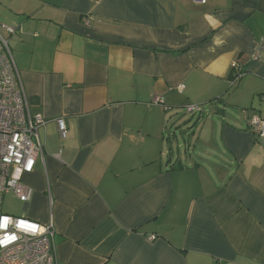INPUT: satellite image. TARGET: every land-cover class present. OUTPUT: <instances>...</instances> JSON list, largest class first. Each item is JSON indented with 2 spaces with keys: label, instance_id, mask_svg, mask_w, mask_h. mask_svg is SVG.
Wrapping results in <instances>:
<instances>
[{
  "label": "crops",
  "instance_id": "obj_1",
  "mask_svg": "<svg viewBox=\"0 0 264 264\" xmlns=\"http://www.w3.org/2000/svg\"><path fill=\"white\" fill-rule=\"evenodd\" d=\"M0 20L49 120L21 216L53 224L56 264H264L247 122L264 118V0H0Z\"/></svg>",
  "mask_w": 264,
  "mask_h": 264
},
{
  "label": "built area",
  "instance_id": "obj_2",
  "mask_svg": "<svg viewBox=\"0 0 264 264\" xmlns=\"http://www.w3.org/2000/svg\"><path fill=\"white\" fill-rule=\"evenodd\" d=\"M194 2L202 4L204 0ZM17 31V27L0 20V264H56L53 224H41L1 209L4 194L11 193L23 205L32 198L33 189L22 181V177L31 173L42 157L44 143L39 130L49 121L41 114L29 111L9 47V38ZM259 49L264 51V38L259 42ZM231 67L237 70L233 79L236 80L242 75L241 70L234 62ZM261 97L264 99V94ZM247 122L252 132L264 141V118L256 115ZM55 123L59 135L65 137V120L56 118Z\"/></svg>",
  "mask_w": 264,
  "mask_h": 264
},
{
  "label": "rangeland",
  "instance_id": "obj_3",
  "mask_svg": "<svg viewBox=\"0 0 264 264\" xmlns=\"http://www.w3.org/2000/svg\"><path fill=\"white\" fill-rule=\"evenodd\" d=\"M10 38H9V47L11 46ZM22 205L23 204L19 202L17 199H15L11 194H4L2 203H1V209L5 213H9V214L16 215V216H21L23 214Z\"/></svg>",
  "mask_w": 264,
  "mask_h": 264
}]
</instances>
